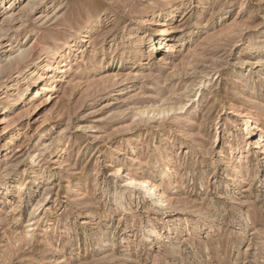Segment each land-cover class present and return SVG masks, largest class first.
<instances>
[{"label":"rangeland","instance_id":"1","mask_svg":"<svg viewBox=\"0 0 264 264\" xmlns=\"http://www.w3.org/2000/svg\"><path fill=\"white\" fill-rule=\"evenodd\" d=\"M261 65L264 0H3L0 264H264Z\"/></svg>","mask_w":264,"mask_h":264},{"label":"bare ground","instance_id":"2","mask_svg":"<svg viewBox=\"0 0 264 264\" xmlns=\"http://www.w3.org/2000/svg\"><path fill=\"white\" fill-rule=\"evenodd\" d=\"M2 2L3 0H0V9H1V5H2ZM164 33V29L163 27H160L159 28V32L158 34L159 35H163ZM72 41H64L60 44H58V49H55L53 51H51L53 57H57V59L61 58L63 56V51L66 49V48H69L72 46ZM54 59V58H53ZM255 64H258V63H255ZM10 65V64H9ZM262 66V65H261ZM10 67V66H9ZM264 68V66H262ZM18 68V67H17ZM9 78H10V75H8L6 77V80L9 81ZM8 86V85H7ZM6 91V90H5ZM4 94H0V100H2V98H4L6 101L8 100H11L9 96H3ZM6 95V94H5ZM9 95V94H7ZM4 100V101H5ZM121 151H118V154L117 156L115 157V159L113 160L114 162V165L115 167L118 168V163L120 162L121 160ZM167 167L166 169H161V172L159 174V177L160 179H165V178H169L171 173H172V166H171V163L170 162H167ZM165 167V166H164ZM130 167L128 166L127 167V170L129 169ZM127 180L133 184L136 188L138 189H148L149 190V196L151 198H153V196L157 195V197L160 199V202L161 203H166L167 202V199L165 198V195L163 193H160L158 191V186L156 185V183H153L151 178L148 177V173L145 169H143V171H141V173L139 174H136V175H133L131 171H127ZM75 185V184H74ZM76 188V187H74ZM158 201V200H157ZM153 233H156V231L154 230Z\"/></svg>","mask_w":264,"mask_h":264}]
</instances>
